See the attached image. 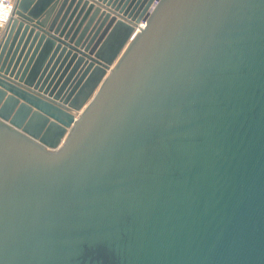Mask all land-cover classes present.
<instances>
[{
    "label": "water",
    "instance_id": "95a60500",
    "mask_svg": "<svg viewBox=\"0 0 264 264\" xmlns=\"http://www.w3.org/2000/svg\"><path fill=\"white\" fill-rule=\"evenodd\" d=\"M0 264H264V0H17Z\"/></svg>",
    "mask_w": 264,
    "mask_h": 264
},
{
    "label": "built area",
    "instance_id": "2783aa9c",
    "mask_svg": "<svg viewBox=\"0 0 264 264\" xmlns=\"http://www.w3.org/2000/svg\"><path fill=\"white\" fill-rule=\"evenodd\" d=\"M17 0H0V34H2L10 23L16 6ZM157 1H154L149 9V13L156 6ZM140 27H144V22H141Z\"/></svg>",
    "mask_w": 264,
    "mask_h": 264
}]
</instances>
